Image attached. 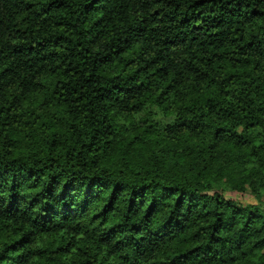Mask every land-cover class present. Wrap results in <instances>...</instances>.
I'll return each instance as SVG.
<instances>
[{
	"label": "trees",
	"instance_id": "trees-1",
	"mask_svg": "<svg viewBox=\"0 0 264 264\" xmlns=\"http://www.w3.org/2000/svg\"><path fill=\"white\" fill-rule=\"evenodd\" d=\"M0 264H264V0H0Z\"/></svg>",
	"mask_w": 264,
	"mask_h": 264
}]
</instances>
